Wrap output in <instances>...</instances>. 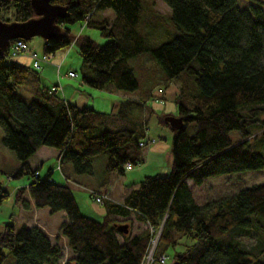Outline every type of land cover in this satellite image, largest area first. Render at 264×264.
<instances>
[{
  "label": "trees",
  "instance_id": "1",
  "mask_svg": "<svg viewBox=\"0 0 264 264\" xmlns=\"http://www.w3.org/2000/svg\"><path fill=\"white\" fill-rule=\"evenodd\" d=\"M165 2L171 10L166 15L155 9V0L54 1L67 7V16L59 19L63 35L45 41L44 53L55 55L76 41L85 83L100 90L112 86L126 94L143 93L119 101L111 112L71 103L59 86L36 87L37 97L26 102L16 91L31 76L39 82L40 70L11 59L9 49L0 51L3 144L21 162L14 176L30 179L18 189L16 201L26 203L29 193L37 207H48L52 214L65 211L68 222L60 230L74 253L62 262L59 242H52L39 226L17 230L11 219L0 232V264L12 257L15 264H142L149 228L132 236V230L118 231L110 218L132 213L150 227H162L157 254L180 247L174 260L181 264H264V240L248 248L237 239L252 233L264 238V182L207 204L195 200L187 182L201 185L208 177L264 167V154L249 141L264 114V1L255 0L248 8L239 7V0ZM108 9L113 17L100 14ZM0 12L7 15L0 17L4 21L37 18L32 0H0ZM80 21L108 41L72 37L66 25ZM162 27L165 38L153 39ZM146 56L161 66L159 82L180 85L175 103L184 119L182 129H173L165 117L160 120L174 131L173 164L168 174L142 179L123 202H106L107 214L97 220L82 212L68 184L54 180L51 170L41 177L28 160L50 146L60 150L61 168L70 163L75 175L93 174L94 159L104 154L108 173L123 174L129 162L141 163L147 102L154 98L152 85L146 89L145 84L160 76L150 70L138 73L132 61ZM135 108L141 113L136 115ZM193 123L197 130L190 135ZM234 131L242 136L239 140L231 137ZM9 195L0 183V205Z\"/></svg>",
  "mask_w": 264,
  "mask_h": 264
},
{
  "label": "rangeland",
  "instance_id": "2",
  "mask_svg": "<svg viewBox=\"0 0 264 264\" xmlns=\"http://www.w3.org/2000/svg\"><path fill=\"white\" fill-rule=\"evenodd\" d=\"M264 1V0H263ZM252 2H255V0H239V7L242 8H248ZM264 6V5H263ZM155 9L159 11L160 13L166 15L170 13L171 10H169L168 5L166 4L165 0H155ZM111 13L110 17L114 16V13L108 12V14ZM0 17L5 19L7 17L5 12H0ZM68 28H71V34L72 37L78 38L81 35L90 36L91 38L95 39L97 43L103 44L104 42L108 41L106 37L101 35L100 31L96 28H89L84 27L83 22H76V23H69L66 25ZM82 26L84 27L82 29ZM162 33L161 32H153L152 38L157 39L158 41L165 38V28L162 27ZM168 38V37H167ZM45 39L36 36L33 37L31 40H27L28 48L31 49L30 52H36L37 54H43L44 49L43 46L45 44ZM67 54V61L64 63L63 67L60 68L61 70H57V64L55 65V69L53 72L49 73V77L46 79L41 78L40 83L36 82L33 77L29 79V83L26 84V86L22 85L17 89V93L20 95L22 99H24L26 102L30 103L33 98H31L29 95L30 93V86L34 85V87H44V86H55L56 84H59V90L61 91V95L65 96V91L61 89L62 85L66 86L68 89L73 88L75 95L71 97L70 101L77 102L79 106H92L99 111L106 112V109L111 106L113 102L121 101L122 95L124 94L123 91L116 92L115 94L112 92H109L107 90L102 91L98 89H92L86 85L81 84V64H82V58L80 56V47L78 46V43L74 41L72 44H70L69 48L61 49L57 53H66ZM54 54L53 58L50 61L51 63H54ZM151 59L146 57L136 58V60H133L134 66L138 69V73H142L141 71H147L150 70L156 76L160 74V71L158 69V66L161 69V66L155 61V65L150 62ZM50 63V64H51ZM49 64V63H48ZM44 64L39 70L44 71V67H50V64ZM52 66V64H51ZM54 66V65H53ZM61 67V66H60ZM73 67V69H76L78 71L77 77H68L66 76V71L69 70V68ZM143 67V68H142ZM137 75V73H136ZM155 76V77H156ZM63 82V84H62ZM35 83V84H34ZM147 87V86H146ZM148 88V87H147ZM153 90L154 98H150L147 102L148 104V125H147V137L146 139H152L155 140V142H151L148 146H145L143 149L145 152V159L141 164H134V168L132 171L126 170L124 174H126V178L128 181L131 182H140L142 179H145L148 176L152 175H163L170 173L172 164H173V150H172V144H173V136L174 131L173 129H170L169 127L163 125L161 123V118L165 117L167 115H174L176 116L178 114V107L175 103L176 94L179 93L180 88L178 87L177 83L171 82L169 84V87H165L163 81L161 80L158 82V85L151 86L150 87ZM160 88H164L165 90H160ZM29 89V90H27ZM28 91V92H27ZM140 91H137L135 93L130 94L131 97L137 98L139 96ZM164 98V99H162ZM108 111V112H109ZM263 124V125H262ZM264 114L261 115L260 123L257 124V127L253 129V132L255 135H253L249 141L253 144V146L256 148L255 150H260L264 154ZM189 128V134L193 135L197 128L195 124H190ZM256 134L258 137H256ZM3 135H4V128L0 126V153L3 152L4 160L8 163L13 160L11 156H16L15 152L8 149L3 144ZM231 137L233 139L239 140L242 136L238 131H234L231 134ZM152 147V148H151ZM151 149V151H150ZM6 158V159H5ZM17 158V156H16ZM57 161L56 158L51 159L48 161L47 165H44V170L42 172V175L46 174L48 169L51 167H55V177L59 181H64V178L62 177L61 173L59 172V168L56 167ZM23 181H28L27 176L23 177H15L12 180L8 177V174L6 172H1L0 170V183L3 184V186H8L9 189H11V186L15 184L22 183ZM74 181V180H73ZM128 182V183H129ZM191 182V181H190ZM264 182V167L259 168V170H249L245 172H238V173H230L227 175H217L216 177H208L206 178L205 182L201 185L194 184L192 182V190L194 192L195 200L200 204H207L209 201H218L219 199H222L224 197H228L229 195L235 194L239 192V189L249 187L253 184H260ZM90 186L87 185H73V192L75 195V198H77V201L79 202L81 208L85 213H91L96 215L97 220H103L105 215L107 214V208L105 207L104 203H97L95 198L91 196L90 193ZM94 189V188H92ZM82 211V212H83ZM83 212V213H84ZM84 213V214H85ZM86 215V214H85ZM60 216V215H57ZM92 217V216H91ZM94 218V217H93ZM121 222H124L122 220ZM119 222V223H121ZM131 228H133V231L131 235L134 232V225L132 224ZM143 231L147 230V225L145 224L140 226ZM121 239V238H120ZM240 243L244 244L248 248H252V246H256L261 244L260 242H263L264 238L262 236H259L255 233H252V235H241L237 237ZM123 239H121L122 241ZM180 247H177V249H174L173 247H170L166 254L168 255L167 263L166 264H172L174 260V255L179 250ZM15 258H10L8 261L5 262V264H15Z\"/></svg>",
  "mask_w": 264,
  "mask_h": 264
},
{
  "label": "crops",
  "instance_id": "3",
  "mask_svg": "<svg viewBox=\"0 0 264 264\" xmlns=\"http://www.w3.org/2000/svg\"><path fill=\"white\" fill-rule=\"evenodd\" d=\"M108 12H112L111 10H104L102 11L100 14L104 15V16H111V13L108 14ZM115 15V13H114ZM84 27H87L84 23H83ZM82 26V29L84 28ZM31 50V49H30ZM31 53H36V52H31ZM69 53V51H67L66 53H56L54 56V63L50 64V67H44V71H40V78H39V83H40V79H46L49 77V73L53 72V70L55 69V65L57 64L60 65L62 68L64 63L67 61V54ZM15 61H20L21 63L25 64V65H33V60H31V58L29 56H21L17 59H15ZM154 65L155 62L151 59V61ZM48 64V65H49ZM54 65V66H53ZM155 67H157L155 65ZM143 68V67H142ZM159 69V67H158ZM61 70V69H60ZM77 71L76 69H73V67L69 68V70H67V73L70 71ZM78 72V71H77ZM160 76L158 77L157 80L153 79V80H149L148 83L145 84V87L147 86H155L158 85L159 80L161 79V74H159ZM34 77V76H33ZM32 78V76L30 77ZM29 78V79H30ZM154 81H158V82H154ZM29 83V80L27 81ZM26 83V84H28ZM26 84L24 86H26ZM35 84V83H34ZM63 84V82H62ZM81 84L86 85L90 88H92L91 86H89L87 83H85L84 79H81ZM178 87L180 88V85L177 83ZM55 86H59V84H56ZM51 87H53L51 85ZM50 86H44L43 88H51ZM30 97L31 98H36L37 97V89L34 87V85L30 86ZM27 89V90H29ZM62 91H65V98L67 101H70L71 97H73L75 95L74 90L72 88L68 89L66 86L62 85L61 87ZM92 89H96V88H92ZM148 89V88H146ZM100 90V89H98ZM109 91L112 93H116L119 92L121 93L119 89L114 88L112 86H108L107 88H105L102 91ZM161 90V88H160ZM140 91V90H139ZM28 92V91H27ZM124 93V92H123ZM139 97L143 94L141 91L139 92ZM122 95V99L126 100L127 97L130 96V93H124L121 94ZM119 101L113 102L111 104V106L109 108L106 109H110L106 110V112H111L112 110H114L116 104ZM76 104H78L76 101L74 102ZM79 105V104H78ZM148 106V104H147ZM92 107V106H91ZM136 110H134V113L136 115L140 114L142 109L140 108H135ZM98 110V109H97ZM147 111V109H146ZM149 113V111H147ZM170 116V115H167ZM178 116V114L176 115ZM166 117V116H165ZM152 148V147H151ZM151 151V149H150ZM143 152V161L145 159V150H142ZM59 154H60V150L57 148H53L50 146H43L40 150H38L35 154H33V156L28 160V164L30 165V168L32 169H39V175L41 177H44L45 175L48 174V172L51 170L52 172V176L54 180L58 181L59 183L62 184H68L72 190H73V185L74 184H78L83 186L84 184L87 186H90L91 189L94 188L96 191H100L103 193H107L108 195H111L114 200L117 203H121L123 202L131 193L132 190L136 189L139 187V183L138 182H129L128 179L125 177L126 174H117L116 172H107L105 170V166H106V161L108 158V155L104 154V155H100L97 156V158L94 159V172L93 174H87V175H75L74 171H73V166L70 163H65L64 168L62 169L61 166L58 165V158H59ZM13 158V160L11 162H6L4 160V155L3 152L0 153V170L1 172H6L8 174V177L12 180L13 178H15L14 174L20 169L21 167V162L18 158H16V156H11ZM56 158L57 161V165L56 167L59 168V172L61 173L62 177L64 178V181H59L57 179V177H55V172L56 169L55 167H51L48 169V171L46 172V174H44V176L42 175V172L44 170V165H47L48 161L51 159ZM6 159V158H5ZM142 161V162H143ZM134 168V167H133ZM130 169L128 170L129 172L133 170ZM126 171V170H125ZM70 177L72 178L74 181H68V178L66 177ZM28 179V177H27ZM129 182V183H128ZM141 182V181H140ZM189 183V186L192 190V181L190 182V180L187 181ZM30 183V179H28V181H23V184L18 182V184H13L11 186V189L8 188V186H3V184H1L5 189L9 190L10 195L8 198H6L5 200H3L2 204L0 205V232L3 231L4 226L7 224L8 221H10L12 219V222L15 223L17 230L21 229L23 226L27 225L29 227H36L39 226L44 232H46V234L49 235L50 239L52 242L55 243H60L63 247V252H64V256L62 259V262H65L67 260H70L71 258H73L74 253L71 251L70 247L68 246V241L67 238L62 234V231L60 230V226L62 225V223L64 222H68V216L67 213L65 211H58L55 214H52L51 210L46 207V208H39L35 205L34 201L31 199V196L29 195V193H26L24 195V200L26 203H21L16 201V193L18 191L19 188H23V187H27ZM194 183V182H193ZM195 184V183H194ZM193 192V190H192ZM77 199V198H76ZM79 208H81L79 202L77 201ZM106 207V205H105ZM107 208V207H106ZM81 210L83 211V209L81 208ZM84 212V211H83ZM85 213V212H84ZM87 216H92L94 218H96V215L91 214V213H85ZM60 215V216H57ZM110 218L114 219L117 223L121 222L122 220H128V224L130 225V228L132 226V224L134 225V227H136L134 229V232L132 234L133 235H142L145 230L143 231V229L140 228L141 225L145 224V226L147 225V223H145L144 221H141L138 219V217L135 216V214L132 213V215L124 217V216H119L116 214H112L110 216ZM97 219V218H96ZM121 223H126L121 222ZM120 224V223H119ZM133 231V228L130 229V231Z\"/></svg>",
  "mask_w": 264,
  "mask_h": 264
},
{
  "label": "water",
  "instance_id": "4",
  "mask_svg": "<svg viewBox=\"0 0 264 264\" xmlns=\"http://www.w3.org/2000/svg\"><path fill=\"white\" fill-rule=\"evenodd\" d=\"M55 0H32L37 18L26 21H7L0 18V51L9 49L11 43L18 38L31 40L33 37L40 36L46 41L59 38L63 35L64 26L59 23V19L65 18L67 7L54 3ZM173 129L181 130L184 125L183 117L166 116ZM115 227L121 233L128 234L130 225L128 223H116ZM172 264H181L179 260Z\"/></svg>",
  "mask_w": 264,
  "mask_h": 264
},
{
  "label": "built area",
  "instance_id": "5",
  "mask_svg": "<svg viewBox=\"0 0 264 264\" xmlns=\"http://www.w3.org/2000/svg\"><path fill=\"white\" fill-rule=\"evenodd\" d=\"M10 50V58L15 60L21 56H29L31 58V60H33V67L36 70H39L44 64H48L50 63V61L52 60V56L53 54H37V53H31L30 49L28 48V44L27 41L25 39H21L18 38L15 41H13V43L10 45L9 47ZM57 70H60V65L57 66ZM67 76L72 78V77H77L78 76V72L77 71H70L67 73ZM151 142H155V140L152 139H142L140 142L141 147H145L148 146ZM141 164V163H139ZM138 165V164H136ZM60 166V165H59ZM134 167V163L129 162L126 167L125 170H130ZM90 193L91 195L95 198V200L97 201V203H106V202H116L114 200V198L111 195H108L107 193H103V192H98L95 189H90ZM147 227L150 230V242L149 245L147 247V251L146 254L144 256V260L142 262V264H166L167 263V254H157V244L158 241L160 239V233L162 230V227L160 229H156L153 227H150L147 224Z\"/></svg>",
  "mask_w": 264,
  "mask_h": 264
}]
</instances>
